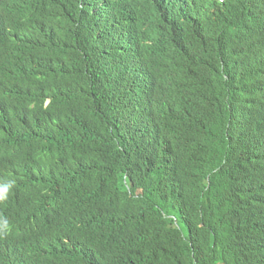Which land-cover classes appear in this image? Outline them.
I'll return each mask as SVG.
<instances>
[{"label": "trees", "instance_id": "16d2710c", "mask_svg": "<svg viewBox=\"0 0 264 264\" xmlns=\"http://www.w3.org/2000/svg\"><path fill=\"white\" fill-rule=\"evenodd\" d=\"M26 5L0 83V264H264V0ZM124 8L146 91L108 52Z\"/></svg>", "mask_w": 264, "mask_h": 264}, {"label": "clouds", "instance_id": "9594fccd", "mask_svg": "<svg viewBox=\"0 0 264 264\" xmlns=\"http://www.w3.org/2000/svg\"><path fill=\"white\" fill-rule=\"evenodd\" d=\"M5 1L8 0H0V4ZM20 1L23 4L17 7L13 12L6 11L8 15L7 21L0 15V61L2 60L0 63V83L3 81H18L17 75L8 70V64L15 59V46L19 41L18 34L26 28L24 19L30 17L29 6L26 5V0ZM217 1L224 3V0ZM44 7V4L36 5V8L40 10L44 9ZM124 10L125 11L121 14V17L118 18L114 26L113 37L108 44V52L115 56L118 51L130 57L132 64L137 70L133 76V82L128 87L131 89V86L134 84V88L146 91L142 87H150L156 84L155 77L158 76L157 69L153 65L151 56L144 49L141 32L134 24L131 12L128 13L126 8H124ZM143 14L142 12V15ZM172 18L182 19V15L175 14ZM8 36H10V40ZM20 56L22 57V54ZM31 61L32 57L28 56L26 63L29 64ZM110 64L111 60L107 56V60H104L103 67L105 73L108 71ZM7 72L9 73V78H7ZM143 73H145L146 76L135 81ZM12 188V183L8 182L6 179H0V202L7 199ZM9 219L11 221L10 215ZM11 231L12 229L7 219L0 216V239L9 236Z\"/></svg>", "mask_w": 264, "mask_h": 264}]
</instances>
